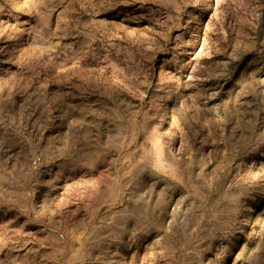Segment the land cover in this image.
I'll return each mask as SVG.
<instances>
[{
    "label": "rangeland",
    "instance_id": "374dc122",
    "mask_svg": "<svg viewBox=\"0 0 264 264\" xmlns=\"http://www.w3.org/2000/svg\"><path fill=\"white\" fill-rule=\"evenodd\" d=\"M0 264H264V0H0Z\"/></svg>",
    "mask_w": 264,
    "mask_h": 264
}]
</instances>
